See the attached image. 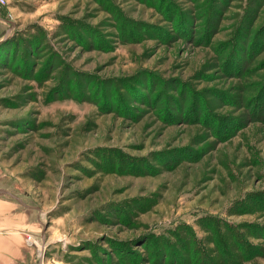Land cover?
I'll return each mask as SVG.
<instances>
[{
    "label": "rangeland",
    "instance_id": "374dc122",
    "mask_svg": "<svg viewBox=\"0 0 264 264\" xmlns=\"http://www.w3.org/2000/svg\"><path fill=\"white\" fill-rule=\"evenodd\" d=\"M3 1L0 195L33 264H264V0Z\"/></svg>",
    "mask_w": 264,
    "mask_h": 264
},
{
    "label": "crops",
    "instance_id": "0c3cea01",
    "mask_svg": "<svg viewBox=\"0 0 264 264\" xmlns=\"http://www.w3.org/2000/svg\"><path fill=\"white\" fill-rule=\"evenodd\" d=\"M1 196L0 264H33L34 256L32 255L36 252V249L32 254L33 246L28 244V239L31 241L36 240L38 223L32 220V215L25 213L26 209L12 205Z\"/></svg>",
    "mask_w": 264,
    "mask_h": 264
},
{
    "label": "trees",
    "instance_id": "16d2710c",
    "mask_svg": "<svg viewBox=\"0 0 264 264\" xmlns=\"http://www.w3.org/2000/svg\"><path fill=\"white\" fill-rule=\"evenodd\" d=\"M9 43V42H8ZM6 41L5 42H1L0 43V47H1V49L4 47V48H7V45H9ZM264 204V201L263 202H261L259 205L260 206H262ZM254 233H258V234H260L259 232H258V230H256V228H254ZM241 245V247L243 248V249H240V254H241V256H245V254L244 253H246L245 252V250H244V244H240ZM247 246V245H246ZM164 247H166L165 245H164V242L163 243H158L157 245H156V248H158V252H156V256H163L164 254H166V252L164 251L165 249H164ZM195 247H196V249L198 248V246H191V247H188L187 245H185V247H184V249H186V251L191 255V254H195L194 253V251H195ZM163 248V250H161ZM194 248V251L192 252V249ZM223 248L224 249H227L228 248V246L227 245H223ZM161 250V251H160ZM180 250V249H179ZM248 251H249V249H247ZM192 252V253H191ZM218 252L220 253V255L223 257V258H221V257H219V258H221V261H219V262H221V264H227V262L229 263L230 261H224V258L225 257H228V256H231L233 259H234V261H233V263H238V262H240L237 258H238V256H239V254H234V255H231L230 253H224L223 251H219L218 250ZM218 253V254H219ZM172 254L174 255V254H176V252L175 253H173V251H171V253L169 254V256H172ZM179 254V253H178ZM177 254V255H178ZM224 254H225V256H224ZM167 255V254H166ZM178 256H180V254L178 255ZM178 256L176 257V262H178V261H180V259L178 260ZM183 256V257H182ZM181 256V258L183 259H185L187 256H185V255H182ZM196 256H197V254H196ZM230 257V258H231ZM229 258V257H228ZM219 260V259H218Z\"/></svg>",
    "mask_w": 264,
    "mask_h": 264
},
{
    "label": "water",
    "instance_id": "95a60500",
    "mask_svg": "<svg viewBox=\"0 0 264 264\" xmlns=\"http://www.w3.org/2000/svg\"><path fill=\"white\" fill-rule=\"evenodd\" d=\"M1 192L5 194L7 193V191H4V190L3 191L1 190ZM12 197L15 198L17 201H19L21 204H24V202L21 201L18 197H15V196H12Z\"/></svg>",
    "mask_w": 264,
    "mask_h": 264
},
{
    "label": "built area",
    "instance_id": "2783aa9c",
    "mask_svg": "<svg viewBox=\"0 0 264 264\" xmlns=\"http://www.w3.org/2000/svg\"><path fill=\"white\" fill-rule=\"evenodd\" d=\"M2 2L4 3V1L2 0ZM2 2L0 1V5L2 4Z\"/></svg>",
    "mask_w": 264,
    "mask_h": 264
}]
</instances>
